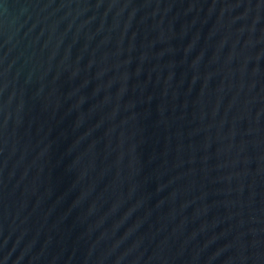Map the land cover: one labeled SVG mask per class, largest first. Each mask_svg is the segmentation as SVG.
Here are the masks:
<instances>
[{
  "label": "water",
  "instance_id": "95a60500",
  "mask_svg": "<svg viewBox=\"0 0 264 264\" xmlns=\"http://www.w3.org/2000/svg\"><path fill=\"white\" fill-rule=\"evenodd\" d=\"M0 264H264V0H0Z\"/></svg>",
  "mask_w": 264,
  "mask_h": 264
}]
</instances>
